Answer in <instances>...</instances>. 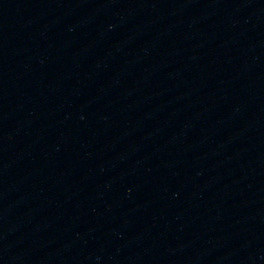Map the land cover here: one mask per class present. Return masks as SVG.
Wrapping results in <instances>:
<instances>
[{"label":"water","instance_id":"water-1","mask_svg":"<svg viewBox=\"0 0 264 264\" xmlns=\"http://www.w3.org/2000/svg\"><path fill=\"white\" fill-rule=\"evenodd\" d=\"M0 264H264V0H0Z\"/></svg>","mask_w":264,"mask_h":264}]
</instances>
